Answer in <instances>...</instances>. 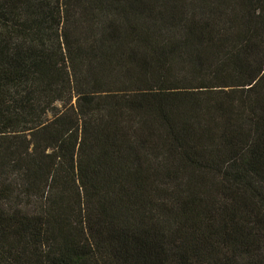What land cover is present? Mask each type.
Returning <instances> with one entry per match:
<instances>
[{"label":"trees","instance_id":"trees-1","mask_svg":"<svg viewBox=\"0 0 264 264\" xmlns=\"http://www.w3.org/2000/svg\"><path fill=\"white\" fill-rule=\"evenodd\" d=\"M0 264H264V0H0Z\"/></svg>","mask_w":264,"mask_h":264}]
</instances>
